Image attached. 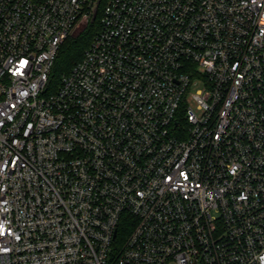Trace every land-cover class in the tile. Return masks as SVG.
Here are the masks:
<instances>
[{"label": "built area", "instance_id": "built-area-1", "mask_svg": "<svg viewBox=\"0 0 264 264\" xmlns=\"http://www.w3.org/2000/svg\"><path fill=\"white\" fill-rule=\"evenodd\" d=\"M0 264H264V0H0Z\"/></svg>", "mask_w": 264, "mask_h": 264}, {"label": "trees", "instance_id": "trees-1", "mask_svg": "<svg viewBox=\"0 0 264 264\" xmlns=\"http://www.w3.org/2000/svg\"><path fill=\"white\" fill-rule=\"evenodd\" d=\"M99 29L100 26L97 21L95 24H90L86 29L70 36L62 45L53 72V79L56 84L62 76L69 74L75 65L83 60ZM127 231L123 230V236H126Z\"/></svg>", "mask_w": 264, "mask_h": 264}, {"label": "water", "instance_id": "water-1", "mask_svg": "<svg viewBox=\"0 0 264 264\" xmlns=\"http://www.w3.org/2000/svg\"><path fill=\"white\" fill-rule=\"evenodd\" d=\"M95 19H96V14H95V16H94V18H93L92 22H95Z\"/></svg>", "mask_w": 264, "mask_h": 264}]
</instances>
